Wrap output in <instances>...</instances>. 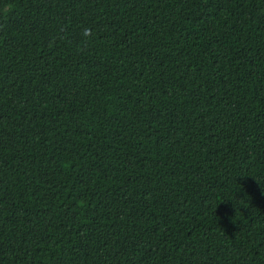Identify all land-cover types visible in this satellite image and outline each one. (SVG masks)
Wrapping results in <instances>:
<instances>
[{
  "label": "trees",
  "instance_id": "trees-1",
  "mask_svg": "<svg viewBox=\"0 0 264 264\" xmlns=\"http://www.w3.org/2000/svg\"><path fill=\"white\" fill-rule=\"evenodd\" d=\"M0 264H264V0H0Z\"/></svg>",
  "mask_w": 264,
  "mask_h": 264
},
{
  "label": "clouds",
  "instance_id": "clouds-1",
  "mask_svg": "<svg viewBox=\"0 0 264 264\" xmlns=\"http://www.w3.org/2000/svg\"><path fill=\"white\" fill-rule=\"evenodd\" d=\"M87 34V33H86Z\"/></svg>",
  "mask_w": 264,
  "mask_h": 264
}]
</instances>
